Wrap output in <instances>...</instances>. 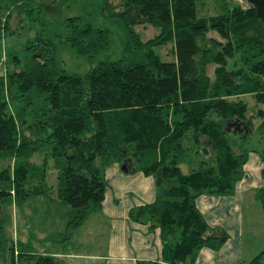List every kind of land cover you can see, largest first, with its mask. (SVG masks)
I'll return each mask as SVG.
<instances>
[{"label": "trees", "instance_id": "obj_1", "mask_svg": "<svg viewBox=\"0 0 264 264\" xmlns=\"http://www.w3.org/2000/svg\"><path fill=\"white\" fill-rule=\"evenodd\" d=\"M205 1L218 12L199 15ZM245 1L242 7L230 0H117L114 8L100 0L96 11L86 1L82 12L51 29L46 16L54 6L46 0H0V160H9L0 168V264H60L29 240L5 235L4 205L37 195L67 207L58 239H49L66 241L100 208L104 170L112 163L155 181L153 201L130 208L128 218L158 227L160 259L136 264H192L201 247L218 249L227 234L206 224L194 200L231 194L244 176L248 152L264 162V149L246 141L252 116L264 132V108L257 107L264 105V20ZM12 13L19 16L18 29L32 30L21 58L8 45ZM97 15L125 27L119 54L89 64L83 73L64 72L55 39L88 62L108 48L110 31ZM134 24H148L157 33L142 41ZM208 31L219 39L206 36ZM167 42L172 60L154 51ZM242 95L254 100L250 117ZM40 96V105L28 110ZM235 119L250 131L230 138L234 132L225 126ZM191 153L200 154L198 166L184 173L179 165ZM33 155H43L41 162L32 161ZM46 156L62 163L56 191L44 182ZM263 187L256 193L262 210ZM262 256L264 249L246 264H264Z\"/></svg>", "mask_w": 264, "mask_h": 264}, {"label": "crops", "instance_id": "obj_2", "mask_svg": "<svg viewBox=\"0 0 264 264\" xmlns=\"http://www.w3.org/2000/svg\"><path fill=\"white\" fill-rule=\"evenodd\" d=\"M249 159L251 168L246 166ZM120 165L112 163L105 168L106 185L100 208L88 213L66 241L49 239L62 231L67 207L42 197V205L38 204L36 210H42L41 206H61L57 208L62 210V215L57 231L43 233L42 247L35 248L36 251L51 254L60 264H136L139 260L160 259L158 227L128 218L130 208L153 201L154 178L137 168L122 170ZM263 167L259 154L250 151L242 166L244 176L235 182L231 194L196 197L194 204L206 224L224 231L227 238L218 249L201 247L192 264H246L264 249V237L260 234H264V210L256 197L258 189L264 185L260 176ZM31 212L32 208L26 206L22 218L29 219ZM14 215L16 218L17 213ZM14 240H19L16 235Z\"/></svg>", "mask_w": 264, "mask_h": 264}, {"label": "rangeland", "instance_id": "obj_3", "mask_svg": "<svg viewBox=\"0 0 264 264\" xmlns=\"http://www.w3.org/2000/svg\"><path fill=\"white\" fill-rule=\"evenodd\" d=\"M52 0H46V3L49 5H53L52 12L48 13L49 15L46 16L47 21H49V25L51 29L54 28L58 22H60L63 17L70 16L73 14H77L79 12H82V8L86 4V1L91 3L93 6L95 5V11L97 8V5L99 4L100 0H77L79 3L77 5H70L66 6V3L70 0H55V3L51 2ZM111 5L115 8L117 7V0H108ZM231 2H236L240 4L242 7L247 5V2L245 0H230ZM80 5L81 8H80ZM78 7L79 9H77ZM218 12L217 6L211 2V1H205L203 4L198 5L197 7V13L201 16H208L213 15ZM98 17V24L101 27H106L110 31V42L108 45V48L93 58H91V61L88 62L86 60L85 56L77 55L74 52H72L68 47L64 46L62 43H59L57 39H55V43H57L58 49H57V62L61 69H63L64 72L67 73H83L87 70L89 64H94L96 61L103 59V58H114L116 55L119 54L120 46H121V40L125 38L126 36V30L123 24L117 21H105L103 19H100ZM46 21V20H45ZM46 21V22H47ZM20 25L19 16L17 14L12 13L8 20V28L10 30V33L12 35L8 38V45L13 48L17 52V55L19 58L22 57V50L21 46L24 44L25 40L32 36V30L29 31L26 27L19 28ZM18 29V30H17ZM133 30L137 32L139 35V38L143 41L150 37H152L155 33H157V28L152 27L148 24H134ZM14 33V34H13ZM206 36L218 38L217 34L214 31H208L206 33ZM154 51L159 55V58L162 60H172V47L171 43L167 42L164 45H160L154 48ZM251 51V50H250ZM241 54L240 51L236 53L237 55ZM245 53L242 52V55ZM211 70V66L209 68V72ZM39 98L33 99V103L28 105V110L33 109L40 105V99ZM240 99H242L244 102H246L248 106V112L246 115L250 117L255 107L253 106V98L251 95H242L240 96ZM257 107L264 108V105H257ZM254 108V109H253ZM259 119L256 116L251 117V132L247 136V144L250 148H254L257 151H261L264 149V132L259 131L257 128ZM26 133V131H25ZM229 137H236V133H228ZM200 154L191 153L189 155V159L183 163H181L180 169L182 172L186 173L189 172L191 169L197 168L198 162L200 160ZM43 155H33L31 157V160L37 163L41 162ZM8 159H1L0 160V168L6 165L8 162ZM61 160L58 159H52L49 156H46V166H45V173L46 177L44 182L46 185L49 186L51 191H56V186L59 181V174H60V168H61ZM246 166L248 168H251V162L250 159L247 161ZM252 169H250V174L252 178ZM44 198V197H43ZM42 196H30L24 200V202L17 203L16 205L13 203H8L4 205L3 207V229L4 233L8 238L15 239V235L19 240H25L28 241L33 248H40L42 247V240H43V233H53L56 232L58 229V219L59 216L62 215V210L57 207H50V206H41L42 210H39L36 208L39 207L40 200L43 199ZM45 199V198H44ZM48 203V202H45ZM39 204V205H38ZM29 206V208H32V212L30 213L29 219L24 220L22 218V212H24L25 207ZM59 209L60 213H58ZM46 209H49V212H45ZM17 213V217L15 218L14 213ZM254 213V211L252 212ZM15 219L17 220L15 224ZM262 220V219H261ZM16 226V229H15ZM262 238L264 237L263 233H260ZM255 240L257 237L254 235ZM258 240V239H257ZM262 261H264V258H262ZM18 264H25L24 261H19ZM27 264H31V260L27 262Z\"/></svg>", "mask_w": 264, "mask_h": 264}, {"label": "water", "instance_id": "obj_4", "mask_svg": "<svg viewBox=\"0 0 264 264\" xmlns=\"http://www.w3.org/2000/svg\"><path fill=\"white\" fill-rule=\"evenodd\" d=\"M251 5L255 8L256 16L260 20H264V0H248ZM230 127V128H229ZM225 130H230L236 133H243L247 134L250 129L248 128L247 124L241 120H232L231 122H227L225 126ZM122 170H126L123 164L120 165ZM264 190V187H263Z\"/></svg>", "mask_w": 264, "mask_h": 264}]
</instances>
